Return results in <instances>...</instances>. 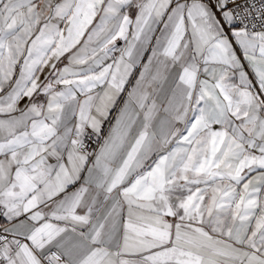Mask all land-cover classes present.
<instances>
[{
	"label": "snow or ice",
	"instance_id": "1",
	"mask_svg": "<svg viewBox=\"0 0 264 264\" xmlns=\"http://www.w3.org/2000/svg\"><path fill=\"white\" fill-rule=\"evenodd\" d=\"M0 264H264V0H0Z\"/></svg>",
	"mask_w": 264,
	"mask_h": 264
},
{
	"label": "crops",
	"instance_id": "2",
	"mask_svg": "<svg viewBox=\"0 0 264 264\" xmlns=\"http://www.w3.org/2000/svg\"><path fill=\"white\" fill-rule=\"evenodd\" d=\"M122 45H123V42L122 41H118V46H122ZM137 75H138V70H137ZM104 132H105V134L107 133V125L105 126Z\"/></svg>",
	"mask_w": 264,
	"mask_h": 264
},
{
	"label": "built area",
	"instance_id": "3",
	"mask_svg": "<svg viewBox=\"0 0 264 264\" xmlns=\"http://www.w3.org/2000/svg\"><path fill=\"white\" fill-rule=\"evenodd\" d=\"M93 147H95V145H93Z\"/></svg>",
	"mask_w": 264,
	"mask_h": 264
}]
</instances>
